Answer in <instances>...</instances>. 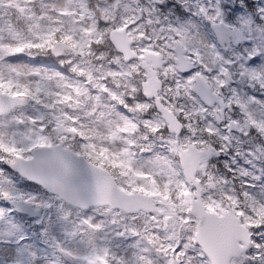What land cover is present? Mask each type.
<instances>
[{
  "label": "snow or ice",
  "instance_id": "6c2138e0",
  "mask_svg": "<svg viewBox=\"0 0 264 264\" xmlns=\"http://www.w3.org/2000/svg\"><path fill=\"white\" fill-rule=\"evenodd\" d=\"M184 3L187 5V0ZM24 4L20 11L26 14L31 39L10 27L7 35L0 38V61L6 57L19 59V53L31 49L54 56L69 50L83 51L90 36L104 35L97 32L95 23L79 27L74 9L93 19L98 11L103 16L102 26L117 11H130L119 0L95 9L85 0H65L62 6L53 8L60 17L54 19L43 10L37 14L34 0H24ZM149 4L141 12L151 17L164 0H149ZM192 15L201 16L216 38L207 43L198 29L193 35L195 25L190 22L175 29L179 39L174 43L173 59L187 77L186 94L194 100L198 98L200 104L213 105L218 86L226 83L217 76L212 84L202 72H193L196 65L189 61L193 53L201 57L199 66L211 73L213 69L203 64L207 54L216 70L235 85L225 105L227 119L211 113L217 121H224L223 132L212 124L207 129L209 135L219 138V148L194 136L181 139V125L172 109L162 108L159 119L145 121L142 126L152 134L169 130L177 134L161 136L168 155L155 151V143L146 134L141 139L148 147L142 151L152 154L137 159L133 149L139 144L132 136L138 125L122 112L117 113L116 119H105L111 114L100 110L103 105L99 96L85 115L95 116L106 131L92 128L86 133L69 126L79 117L66 111L86 107V88L65 82L55 69L33 68L24 72L14 66H0V162L39 181L51 193L42 199L19 191L6 169L0 167V201L11 202L0 206V264H192L194 258H199L200 264H233L237 256L242 257V264H264V245L255 242L237 219L244 216V211L236 212L211 197L203 198V193L218 183L208 171V161L232 148V137L224 132L236 129L245 136L246 128L264 132V0H207L206 4L197 0V10ZM107 32L118 51L134 54L129 47L132 38L124 27L108 28ZM6 40L15 41L16 46ZM144 51L145 66L151 70L160 63L159 53ZM154 76L152 73L146 81L147 95L158 87ZM257 83L261 85L259 90ZM30 103L40 106L35 114L19 111ZM237 113L243 120L234 118ZM162 122L166 128L161 127ZM49 124L54 125L53 131L78 134L87 142L77 149L67 142L66 136L47 132ZM118 143L123 147H115ZM258 152L264 154V146L255 145L251 155L259 158ZM236 155L244 153L237 148ZM232 161L236 162V156ZM245 163L256 167L252 159ZM241 172L251 181H264V168L258 174L249 169ZM244 195L248 208L264 216V201L247 192ZM100 208L106 209L104 215L110 218L97 219L95 212ZM24 210L44 213L40 222L44 223L47 248L41 250L28 242L26 228L17 219V213ZM57 224L63 229L62 236L52 231ZM256 231V240L264 241V233L259 228Z\"/></svg>",
  "mask_w": 264,
  "mask_h": 264
},
{
  "label": "clouds",
  "instance_id": "9594fccd",
  "mask_svg": "<svg viewBox=\"0 0 264 264\" xmlns=\"http://www.w3.org/2000/svg\"><path fill=\"white\" fill-rule=\"evenodd\" d=\"M64 2L65 0H34L33 7L37 14H40L43 10L54 19H57L60 17L57 16L56 11H53V8L62 6ZM85 2L95 9L96 6L103 7L105 4L112 3L113 0H85ZM119 2L122 6L128 5L130 11L128 13H122V9L117 11L106 26L100 24L103 16L98 11L93 19L91 16H86L79 9H74L77 13L74 19L79 22V27L87 28L95 23L97 32L104 33L102 36L95 34L90 36L88 39L91 43L86 44L83 51L69 50L62 56H54L51 52H43L37 49L25 50L18 54L21 58L6 57L3 61H0V66H14L24 72L33 68L55 69L61 73L65 82L75 83L86 88L88 90V104L86 107L78 111L66 109L72 115L79 117L74 124L69 122V126L80 128L86 133L92 128L106 131L104 124L102 122L98 123L95 116L85 115V112L91 110L95 105V98L99 96L103 105L100 110L111 114L106 116L105 119H116L117 113L122 112L138 125L137 131L132 136L139 144V147L133 149L137 154V159L143 160L152 154L142 151L148 147V143L141 139L146 134L155 143V151L160 152L161 155H168L162 146L161 136L167 138L177 134L171 130L167 132L158 131L156 134H152L149 129L142 126L145 121L155 122L159 119L162 115V108L172 109L178 124L181 125L179 133L181 139L194 136L197 140H203L206 145L219 148V138L215 134L209 135L207 129L212 124L223 132L224 121H217L211 113L215 112L217 115L224 117L225 120L227 119L228 110L225 105L228 99L231 98L230 89L235 85L216 70V65L211 62L207 54L203 56V64L207 68L213 69L211 73L199 66L201 57L193 53L189 56V61L196 65L192 69L193 72H202L208 78V82L212 84H215L217 76L226 81L224 85L218 86L217 99L213 105L200 104L198 98L194 100L191 95L186 94L185 82L187 77L173 59L174 43L179 39L175 29L187 26L189 22L195 25L192 28L193 35L197 34L198 29L200 37H203L207 43L212 42V39L207 35V22L201 16L192 15L197 10V0H187V5H185L184 0H164L163 5H157L159 11L151 17L146 12H141V8L151 6L149 0H119ZM200 3L206 4L207 0H200ZM185 7L188 9L187 11H185ZM178 8L179 11H177ZM142 15L143 19H141ZM128 25H133V27L128 28ZM119 27H124L125 31L131 36L132 43L129 47L134 54L118 51L111 44L107 29ZM5 43L11 44L13 47L16 46L15 41L6 40ZM145 49L148 52L159 53L160 63L151 70L145 66ZM40 57L55 60L54 68L37 66L33 58ZM4 70L7 72L6 67ZM152 73L155 74L154 79L158 81V87L152 95H147L145 84ZM27 79L34 78L27 77ZM240 87L244 91L252 93V90L246 88L245 85ZM257 89H261L259 83H257ZM72 94L75 95L74 92ZM121 101H123V104ZM139 105H146L147 107L138 108ZM39 107V105L30 103L29 106L19 111L25 112L27 115H33ZM127 109H133V111ZM234 118L243 120V117H239L238 113ZM189 126L191 131H189ZM53 127L54 125L49 124L46 131L53 136H66L68 138L67 142L77 149L87 142L78 134L56 132L53 131ZM161 127L166 128V123L162 122ZM245 131L247 132L246 136L236 129H232L230 133L224 132L226 135H231L232 148L227 154L213 157L208 161V171L217 178L218 183L216 187L206 190L203 193V198L211 197L212 200L221 203L223 207L236 212L243 210L244 216H238L237 219L246 231L252 234V239L255 242L264 245V241L256 240V236L259 235L256 231L258 228L261 233H264V216H260L257 211L248 208L244 195L247 192L256 197L257 200L264 201V194H262L264 193V181H251L250 177H245L241 172V169H249L258 174V170L264 168V154L258 152L257 156L259 158L251 155L255 145L264 146V132L256 128H246ZM115 147H123V145L118 143ZM237 148L244 153L243 156L236 155ZM233 156H236L235 163L232 161ZM246 159H252L256 167L253 168L252 165L246 164ZM7 165L6 162H0V167ZM250 183H254L256 186L250 187ZM256 207L258 208L259 205ZM105 211L104 208L96 210L97 219L110 218L104 215ZM140 223L141 221L137 222L138 225ZM192 264H200L199 258H194ZM234 264H242L241 258H234Z\"/></svg>",
  "mask_w": 264,
  "mask_h": 264
},
{
  "label": "rangeland",
  "instance_id": "374dc122",
  "mask_svg": "<svg viewBox=\"0 0 264 264\" xmlns=\"http://www.w3.org/2000/svg\"><path fill=\"white\" fill-rule=\"evenodd\" d=\"M16 3V6L15 8L13 7ZM4 6H7V7H12L14 9H16L18 12H19V15L21 17H23L25 19V22H26V26H27V29H28V20L26 19V14L21 12L20 9L24 8L25 7V4H24V0H0V9L1 7H4ZM3 9V8H2ZM8 29L9 28H6L3 30V29H0V38H3L7 35V32H8ZM207 35L210 39L212 40H215V36L212 37L210 35V33L207 32ZM27 38L31 39V33L29 32L28 30V35L26 36ZM91 43V41L89 42ZM245 44H247L248 42L247 41H244ZM34 59V63L37 65V66H42V67H46V68H54L55 64H56V61H53V59H49L47 57H40L39 59L38 58H33ZM256 95H261L260 93H255ZM33 105V104H32ZM29 106V105H28ZM27 106H23L21 109L25 108ZM24 114L27 115V113L23 112ZM4 168V167H2ZM8 175L10 176V178L15 182V187L19 190V191H22L24 193H27V194H32V195H36L42 199H47L50 197V194H43L41 193L40 191L38 190H34L33 188H30V187H26L24 186V184H22V182L20 180H18L17 176H13L12 173H8ZM5 204H3L2 202H0V206H4ZM223 206V205H222ZM30 224L32 225H40L41 226V232L43 234V228H44V223H41L39 221V219H36V220H32V221H29ZM46 223V221H45ZM53 233L56 235V236H62V233H63V229L61 228V226L59 224L55 225L52 229ZM109 236H111V228H109ZM27 233V238H28V242L29 243H33L35 244L36 246H38L41 250L45 249L48 247L47 245V242L44 238V236L41 237V239L43 240V242H39L38 240L35 241L34 240V236H31ZM119 243V242H117ZM121 247H123V245H121ZM117 251H119V249H117ZM121 254H123L121 252ZM241 258V261H242V257ZM233 264H234V259H233Z\"/></svg>",
  "mask_w": 264,
  "mask_h": 264
},
{
  "label": "water",
  "instance_id": "95a60500",
  "mask_svg": "<svg viewBox=\"0 0 264 264\" xmlns=\"http://www.w3.org/2000/svg\"><path fill=\"white\" fill-rule=\"evenodd\" d=\"M16 170V169H15ZM18 171V170H17ZM23 175V174H22ZM32 181H34V179H31ZM35 181H37V180H35ZM38 183H40L39 181H37ZM41 184V183H40ZM44 186V185H43ZM24 211H26V212H30V211H32V210H24ZM23 211V212H24Z\"/></svg>",
  "mask_w": 264,
  "mask_h": 264
}]
</instances>
